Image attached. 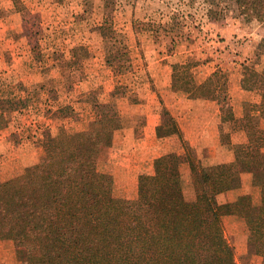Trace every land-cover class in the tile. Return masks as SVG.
<instances>
[{
  "label": "rangeland",
  "instance_id": "1",
  "mask_svg": "<svg viewBox=\"0 0 264 264\" xmlns=\"http://www.w3.org/2000/svg\"><path fill=\"white\" fill-rule=\"evenodd\" d=\"M226 2L0 0V182L36 164L48 138L63 131H102L98 115L115 114L122 128L109 134L99 170L113 177L117 196L135 212L140 177L152 174L154 157L173 145L171 140L145 141L142 134L147 131H141L146 104L155 108L147 127L163 111L159 99L152 105L147 94H165L169 103L172 66L198 62L197 78L204 81L206 73L222 65L217 74L228 92L233 81L227 87L230 81L220 73L234 76L231 64H237L241 75L246 67L264 70V24L238 17L232 4L227 11ZM245 79L237 76L235 82L254 94L255 86ZM251 106L243 103L244 113L249 114ZM50 116L56 122L52 131ZM232 134L235 141L244 138L240 128ZM18 138L25 141L22 147ZM196 143L191 152L199 166L218 165L209 158L211 147L206 148L205 141ZM171 160L179 163L185 201L195 203L198 174L191 172L183 152ZM239 170L233 189L218 200L225 204L251 192L257 206L259 192L252 188L250 167L244 164ZM225 234L237 264H262L264 251L249 243L246 225L227 218ZM0 264H20L14 243L0 242Z\"/></svg>",
  "mask_w": 264,
  "mask_h": 264
},
{
  "label": "trees",
  "instance_id": "2",
  "mask_svg": "<svg viewBox=\"0 0 264 264\" xmlns=\"http://www.w3.org/2000/svg\"><path fill=\"white\" fill-rule=\"evenodd\" d=\"M228 3L227 11L232 4L238 17L264 24V0ZM198 66L174 64L171 91L217 101L221 142L230 145L223 126L234 119L229 92L217 73L200 83ZM243 75L255 86L258 101L241 120L246 143L233 146V163L200 167L159 96L163 113L156 136L173 137L175 143L155 160L152 176L140 177L134 212L117 196L113 177L98 165L109 134L120 130L122 121L115 114H99L102 131H63L48 138L36 164L0 182V242L14 243L20 264H237L225 234L230 218L246 225L249 243L264 251V70L246 67ZM176 152H183L191 172L198 174L195 203L185 201L179 163L171 160ZM244 164L250 167L259 204H253L251 192L220 203L219 196L233 189L232 180Z\"/></svg>",
  "mask_w": 264,
  "mask_h": 264
},
{
  "label": "crops",
  "instance_id": "3",
  "mask_svg": "<svg viewBox=\"0 0 264 264\" xmlns=\"http://www.w3.org/2000/svg\"><path fill=\"white\" fill-rule=\"evenodd\" d=\"M221 66H216L215 68L214 65H212V67L215 68V69L213 68L212 72H208L206 74L204 72L205 75H208L204 79V81L208 77L213 75L214 73L219 72V69L221 68ZM230 66H234L233 69L236 70V74L234 76L233 74L229 76L226 72L220 73V77H222L223 75L228 77L230 82L227 81L226 83L227 87L231 83V79L233 81V83L230 84L228 89H229V96H230L232 111L234 114V119L232 121H229L223 124V126L225 127L224 131L228 135L227 137L230 140V145H224L221 142L222 114L220 111V105L218 104L217 101H212L204 97L190 99L188 94H185L182 92H181L182 94H177L179 92L171 91L170 84H169L170 89H168L169 94H167L168 95L167 98H169L170 100H169V103L167 104L165 103L166 102L165 94H156L155 91H152L151 92L152 94H147L148 100H152V103H151L152 105H154L153 99H157V98L159 99V96L163 99L166 108L178 122L180 129L186 135V139L190 142L191 147L194 146V141L197 142L195 146L199 145V140L205 141L206 143L209 141L211 144L208 142L207 144L203 143V145H205L206 148L211 147V149L208 150L209 158L215 160V162L213 163H216L218 165L233 163L235 161L233 146L246 143V136H245V133L242 127L241 120L243 119L244 116L248 115L249 111L247 113H244L245 109L242 107V105L243 103H245L246 105L247 102L249 103V105L250 104L252 105L254 102L258 101V97L256 96L255 91H254V94H252L251 92H245V90L240 86V83L235 82L237 76L240 77L239 81L246 80L245 77L239 73V68L237 64H231ZM198 68H200V65L197 67V69ZM197 69H196V74H197ZM254 69L256 71H259L258 68H254ZM198 81L200 83L204 82L199 79ZM147 102L150 103V101H147ZM145 108H147V112H146L147 121H146V125L144 126V128L141 129V131L143 132L147 131V134L146 133L142 134L144 136V140L146 141V139H149V140L153 139L157 142H160V141L162 142L163 140H171L172 143H175V140L173 137L159 139L156 136V127L158 126L160 122V118H161L163 111L157 114L155 124H153L152 127L151 126L147 127L149 116L153 115V110L155 108H151V106L148 104H146ZM211 108H212V112L210 111ZM162 110H163V107H162ZM49 119H50L49 120L50 124L54 123L51 127H49V130H48V131H52L54 130V128H56V122L54 121L53 116H50ZM60 120L62 124V121L64 120L62 118ZM235 127L240 128V130H242V132L244 133L242 134L244 135V138H242L240 142L234 140V136L232 133ZM19 134L20 133H17V136ZM54 136H56V134ZM18 139H19V144L20 142L22 144H25V141L21 140L22 138H18ZM19 146H21V144ZM169 148L170 147H168L166 151H169ZM166 151L165 149L163 150L161 149V152L154 157L153 163L155 162L157 158L162 156L163 153H167ZM180 153L182 152H176L174 155L171 156V158L175 156L176 154L179 155ZM31 156L33 155H30V157ZM153 174L154 172L152 174H149L148 176H152Z\"/></svg>",
  "mask_w": 264,
  "mask_h": 264
}]
</instances>
